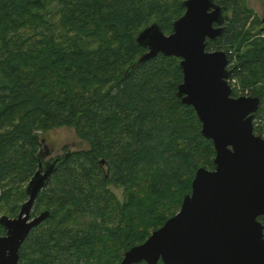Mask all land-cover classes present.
I'll return each instance as SVG.
<instances>
[{
    "label": "trees",
    "instance_id": "trees-1",
    "mask_svg": "<svg viewBox=\"0 0 264 264\" xmlns=\"http://www.w3.org/2000/svg\"><path fill=\"white\" fill-rule=\"evenodd\" d=\"M182 1L0 0V215H16L28 197L50 130L73 127L88 143L39 193L33 214H50L23 242L22 264H118L179 210L197 168L214 167L213 140L177 96L180 58L132 67L147 51L139 32L158 23L170 33ZM215 1L230 18L207 49L227 52L264 119V18L247 0ZM111 183L124 187L122 200Z\"/></svg>",
    "mask_w": 264,
    "mask_h": 264
},
{
    "label": "water",
    "instance_id": "water-1",
    "mask_svg": "<svg viewBox=\"0 0 264 264\" xmlns=\"http://www.w3.org/2000/svg\"><path fill=\"white\" fill-rule=\"evenodd\" d=\"M181 7L170 33L158 23L139 32L136 41L147 51L132 67L159 54L180 58L177 96L194 107L203 135L213 140L214 167L197 168L179 210L127 248L118 264H264V137L254 131L261 98L233 96L227 52L207 49L208 40L227 29L229 8L215 0H183ZM44 147L18 213L0 215V264H22L23 242L50 214L43 209L33 215V207L69 151L46 157L53 148Z\"/></svg>",
    "mask_w": 264,
    "mask_h": 264
},
{
    "label": "rangeland",
    "instance_id": "rangeland-1",
    "mask_svg": "<svg viewBox=\"0 0 264 264\" xmlns=\"http://www.w3.org/2000/svg\"><path fill=\"white\" fill-rule=\"evenodd\" d=\"M248 7L252 8L253 11L264 18V0H247ZM88 45L95 46L98 44L96 40H87ZM232 58V57H231ZM237 59L235 52L233 53V61L235 62ZM236 90L237 92L244 90L241 88L239 82L236 79ZM260 117V116H259ZM263 119L262 117H260ZM259 119V118H258ZM264 124V119L262 120ZM261 121V122H262ZM260 126V125H258ZM45 141L49 145V147L53 148L52 153L48 154L46 157L50 155H55L57 153L61 154L69 150H75L79 147H87L88 143L86 141H82L80 137L77 136L75 129L69 126L58 127L50 130L47 135L44 136ZM110 187L114 190L119 199H123V191L124 187L122 185H113L110 184ZM34 210V209H33ZM38 212V211H37Z\"/></svg>",
    "mask_w": 264,
    "mask_h": 264
},
{
    "label": "flooded vegetation",
    "instance_id": "flooded-vegetation-1",
    "mask_svg": "<svg viewBox=\"0 0 264 264\" xmlns=\"http://www.w3.org/2000/svg\"><path fill=\"white\" fill-rule=\"evenodd\" d=\"M232 87H233V90L236 88L235 86H232ZM247 92H248V91H245V92H243V91H239V92H237V93H238L237 96H240V95H250V94H248ZM233 96H235V95H233ZM257 112H258V111H257ZM256 115H257V114H256ZM256 117H257V116L254 117V131H255L257 134H259V135H261L262 137H264V134L262 133L263 130L260 129V131H259V129L256 130V128H255V126H256V125H255V118H256ZM258 128H261V127H258ZM72 151H73V150H69V154H70ZM67 152H68V151H66V152H64V153H67ZM64 153H61V154H64ZM57 154H59V153H57ZM69 154H68V155H69ZM68 155H67V156H68ZM101 162H102V165H104V166L106 165L104 159H102ZM107 170H109V167H108V166H107ZM111 184H113V183H111ZM113 185H114V184H113ZM33 209H34V207H33ZM40 211H41V210H40ZM40 211H38L37 213H39ZM32 213H33V212H32ZM37 213H36V214H37ZM33 215H34V214H33ZM261 215H264V214H261ZM259 216H260V215H259ZM262 221H263V220H262Z\"/></svg>",
    "mask_w": 264,
    "mask_h": 264
},
{
    "label": "built area",
    "instance_id": "built-area-1",
    "mask_svg": "<svg viewBox=\"0 0 264 264\" xmlns=\"http://www.w3.org/2000/svg\"><path fill=\"white\" fill-rule=\"evenodd\" d=\"M232 64H233V62H230V61H229V62H228V65H227V68H228V69H231ZM229 82L231 83L232 86H235V87H236V78L230 77V78H229ZM258 118H259V119H258ZM260 123H261V118H260V117H256V118H255V125L258 126V125H260ZM259 127H261V128H258L259 131H260V129L263 130L262 133L264 134V126H263V127H262V126H259Z\"/></svg>",
    "mask_w": 264,
    "mask_h": 264
}]
</instances>
